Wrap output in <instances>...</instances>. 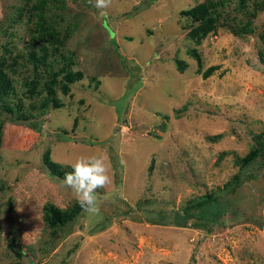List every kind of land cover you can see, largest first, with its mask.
Listing matches in <instances>:
<instances>
[{"label": "rangeland", "instance_id": "rangeland-1", "mask_svg": "<svg viewBox=\"0 0 264 264\" xmlns=\"http://www.w3.org/2000/svg\"><path fill=\"white\" fill-rule=\"evenodd\" d=\"M209 1L63 0V14L56 0H0V61L14 63L10 102L27 118L0 112V264H264V170L223 188L264 128V0H247L248 15L224 9L253 21L247 39L181 14ZM53 41L82 78L64 88L57 77L56 104L42 107L45 92L26 94L28 53ZM47 152L63 166L106 159L98 215L47 222V206L79 205ZM209 195L218 201L185 213Z\"/></svg>", "mask_w": 264, "mask_h": 264}, {"label": "trees", "instance_id": "trees-1", "mask_svg": "<svg viewBox=\"0 0 264 264\" xmlns=\"http://www.w3.org/2000/svg\"><path fill=\"white\" fill-rule=\"evenodd\" d=\"M56 1H58L57 7L59 9L57 12L64 14V7L60 4L63 3V0ZM255 3L257 2H254V4ZM228 8H231V10H234L236 13H245L247 15L251 13L249 12L250 10H248L249 6L247 0H211L205 4H197L186 11L181 12V14L186 17L189 16L193 21L198 22L197 26H194L193 28L201 32L205 33L208 28L213 29L218 26V24H227L226 27L233 33L234 36L247 39L248 35L253 33V21L248 18L247 22L244 24L241 22L235 23V19L228 16V13L224 10ZM40 26L44 27L43 24ZM197 30H192L190 33L194 35L195 32H198ZM59 47L61 46H55L53 41L50 45H42V51L39 53L36 51H29L28 53V58H31L29 60L32 64V69L30 71L31 74H33V77L32 80H25L26 94L28 96H35L45 92L44 102L41 103L42 107H46L50 101L53 105L56 104L55 101L57 100L52 99V95L54 94V87L57 86V77H62L60 82L64 88H67L69 83L82 78V73L80 71L71 70V66L74 62L67 55H65ZM194 54L197 59V63L200 65V58H198L199 55L197 53ZM14 60L15 59L11 62H14ZM59 60H62L64 63H62V65L58 68H55L53 65ZM5 61V59L0 61V112L4 111L15 119L26 120V116L21 113V108H23L22 99L19 97L15 101L10 102V97L14 95L16 89L12 84L11 77L5 71V67H12L14 63ZM177 67L180 70L183 69V65L179 62H177ZM215 68L216 67L211 66L206 69L203 73V77L206 78L210 76ZM11 71L15 72L14 70ZM44 76L47 77L45 81L40 84L39 79ZM33 125L36 126V128L39 127L36 121ZM251 137L253 143H255L254 148L249 150L243 158L236 161L239 171L237 175L225 183L223 186L225 192H235L243 183L250 179H256L257 171L264 170V128L257 133L251 132ZM42 161L52 174L60 178H64L65 173L72 171L71 166H63L58 162L52 161L48 152L43 154ZM150 168L151 166L149 169ZM218 199L219 196L209 195L192 200L186 207L185 213L189 214L190 211H192L191 209L194 207L206 206L209 203L217 202ZM80 211V205H76L67 210L47 206L45 209V217L50 225L61 226L72 220ZM158 223L165 224L164 222Z\"/></svg>", "mask_w": 264, "mask_h": 264}, {"label": "clouds", "instance_id": "clouds-1", "mask_svg": "<svg viewBox=\"0 0 264 264\" xmlns=\"http://www.w3.org/2000/svg\"><path fill=\"white\" fill-rule=\"evenodd\" d=\"M97 9L108 8L112 0H88ZM72 171L65 173L61 184L70 189L81 209L90 215H98L100 204L96 190L111 183L110 165L103 156L88 155L79 157L71 165Z\"/></svg>", "mask_w": 264, "mask_h": 264}]
</instances>
